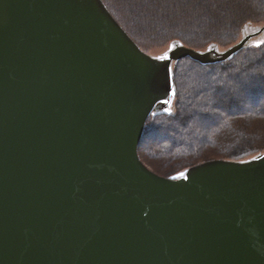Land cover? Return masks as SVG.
<instances>
[{
	"label": "water",
	"instance_id": "obj_1",
	"mask_svg": "<svg viewBox=\"0 0 264 264\" xmlns=\"http://www.w3.org/2000/svg\"><path fill=\"white\" fill-rule=\"evenodd\" d=\"M176 43L144 52L103 0H0V264H264V153L168 178L142 161Z\"/></svg>",
	"mask_w": 264,
	"mask_h": 264
},
{
	"label": "trees",
	"instance_id": "obj_2",
	"mask_svg": "<svg viewBox=\"0 0 264 264\" xmlns=\"http://www.w3.org/2000/svg\"><path fill=\"white\" fill-rule=\"evenodd\" d=\"M103 1L128 34L142 44L153 38L164 37L163 40H167L171 36L192 46L218 41L219 37L226 38V34L238 33L246 23L242 18L244 15L250 19L248 13L251 11L264 13V0H251V3L240 0V4L235 0ZM234 8L239 9L232 12ZM237 10L240 11L237 13ZM239 53L230 61L214 66L204 67L188 58L181 60L179 65L191 66L186 78L190 83H185V88L184 84L179 85L182 74L174 70L178 89L175 114L162 111L148 118L144 138L147 136L145 141L151 144L143 148L147 162L156 164L160 171L165 168L172 172L178 165L190 167L214 159L216 156L212 153L221 152L222 146L226 148L227 160L239 161L264 148V103L242 104L251 99L257 101L261 92L264 93V44ZM196 69L214 74H211L213 81H203L193 75L192 71L196 72ZM191 86L195 89L187 91ZM208 87H213L212 94ZM194 120L196 123L192 126ZM152 131V136L161 133L164 142L152 140ZM151 147L153 150L148 152ZM170 172L166 175L173 178Z\"/></svg>",
	"mask_w": 264,
	"mask_h": 264
},
{
	"label": "rangeland",
	"instance_id": "obj_3",
	"mask_svg": "<svg viewBox=\"0 0 264 264\" xmlns=\"http://www.w3.org/2000/svg\"><path fill=\"white\" fill-rule=\"evenodd\" d=\"M235 1H237V4H240V0H235ZM249 3H251V0H249ZM128 8V7H127ZM236 9H239V8H234L233 10H232V12L233 11H235ZM131 10H133V8H131ZM240 10H237V13L239 12ZM193 12V11H192ZM258 12V13H257ZM256 13H255V11H251V12H249L248 14H249V17H250V19L249 18H246L245 17V15L242 17L243 19H245V24H243L242 26H241V29L238 31V33L236 32L235 34H226V38L225 37H219V40L218 41H212V40H210V41H207L206 43H204V44H201V45H193L192 46V44H186V43H184V42H181V40H179V39H174V37L173 36H171V37H168V38H166L167 40H163L164 39V37H158V39H155V38H153V40H146L143 44H142V42L140 43V42H138L137 43V41H138V39H135L136 41V43L140 46V48L144 51V52H146L147 54H149L150 56H152V57H158V56H162V55H164L165 53H169V51L174 47V45L176 44V43H178V44H182V45H185V46H187V47H190V48H193V49H196V50H201V51H206V50H208V49H210L211 47H216V49L219 51V52H222V51H225V50H227L228 48H230L231 46H233V45H236L241 39H243L245 36H247L248 34H251V33H254V32H256V31H258V30H260V28H264V13H261V11H257ZM190 14H191V11H190ZM242 13H240L239 15H241ZM224 16H226V18H227V16H228V14L225 12V15ZM261 18V19H260ZM214 19V18H213ZM246 19H249V20H247L246 21ZM258 19H260V20H258ZM159 38H161V39H159ZM220 38L222 39V40H220ZM257 41H264V32L262 33V34H260L259 36H257V37H254L253 39H251L250 40V42L243 48L244 50L245 49H248V48H253V49H256V48H259V47H261L264 43H261V44H259V46H255L256 45V42ZM243 49H241L240 51H242ZM240 51H238L236 54H234L235 56H239L240 55ZM233 55V56H234ZM233 56L231 57V58H229V59H227L226 61H224V62H222V63H226V62H228V61H230L232 58H233ZM237 58V57H236ZM190 61H193V60H191L190 59ZM181 62V60L180 61H177V62H173L172 63V69H173V73H174V70L176 71V70H178V72H179V74L181 73L182 75V78L180 77L179 78V85L180 84H184L183 85V87L185 88L186 86H185V83L188 85V83H190L189 81H188V79H186L187 78V75H188V71H190V68H189V66L190 65H188V64H181V65H179V63ZM193 62H195V61H193ZM199 64V63H198ZM219 64H221V63H219ZM218 64V65H219ZM199 65H201V64H199ZM214 65H216V64H214ZM213 65V66H214ZM202 66H211V65H202ZM191 67V66H190ZM192 67H193V64H192ZM180 68V69H179ZM193 69V68H192ZM217 70H219V69H217ZM219 71H221V70H219ZM186 72V74L184 75V73ZM192 72H194V74L193 75H196V76H198V78L200 77V78H202V80L203 81H206V80H209L210 82H212L213 81V78H211V76L212 75H214V74H210V73H207V72H205L204 70L203 71H201V70H198V69H196V72H195V70L194 71H192ZM198 73V74H197ZM221 73V72H220ZM219 73V74H220ZM238 74V73H237ZM242 76H243V74H242ZM175 79V95H174V99L172 100V102H171V104H170V106H169V108L165 111V112H167V113H172V114H175V110H176V97H177V94H178V89H177V87H176V78H174ZM244 79H245V77H244ZM246 81V80H245ZM243 84H245V83H243ZM263 84H264V82H263ZM225 85V84H224ZM262 86V85H261ZM195 87H196V85H195ZM195 87L194 86H191V87H189V88H187V91L190 89V90H192L193 91V89H195ZM203 87V86H202ZM201 87V88H202ZM206 87V86H205ZM263 87V89H264V85L262 86ZM192 88V89H191ZM210 90H211V94L213 93V87H208ZM255 89H258V86L257 87H255ZM259 94H261V97H260V99L259 100H257V101H253V99H251L250 101L248 100L247 102L245 101V102H242V104L244 105H252V104H255V105H260V104H263L264 103V98H263V96H264V93L263 92H258ZM217 93H214L213 95H216ZM189 96H191V94L189 95ZM207 96V95H206ZM201 97V96H200ZM199 98V97H198ZM204 98V96H202L201 97V99H203ZM200 99V100H201ZM199 104V103H198ZM202 104V103H201ZM195 107H196V105H195ZM193 109H196V108H193ZM198 120V119H197ZM193 121H191V123H192ZM196 123V120H194V123L192 124V126H194V124ZM201 124L202 125H204L203 124V122H201ZM149 125V124H148ZM201 125V126H202ZM147 130H148V127H147ZM147 132V131H146ZM152 134H153V131L150 133V136H152ZM163 135L160 133V134H158V135H156V134H154L151 138H152V140H154V141H158V140H160V141H163V137H162ZM147 137V136H146ZM146 137L144 138V135H143V137H142V141L141 142H143L142 144H141V146H140V150H139V155H140V158L142 159V161H144V163L152 170V171H154L155 173H157V174H159V175H161V176H164V177H168L167 175V173L168 172H170L171 170H166L165 168H162L163 170H158V168H156L157 167V165L156 164H154V163H150V162H147L146 160H145V155L143 156V148H144V146H146V147H149L150 146V142H148V141H145L146 140ZM144 139V140H143ZM145 141V142H144ZM164 142V141H163ZM228 148H229V146H228ZM153 150V147H151L149 150H148V152H150V151H152ZM225 150H226V148L224 147V146H222V151L220 152V151H218V154H215V153H212V155H214V156H216V157H214V159H210V160H216V159H221V160H227V159H229V158H227L226 156H227V152H225ZM153 153V152H152ZM264 153V148H262L260 151H257V152H255V154H253L252 156H247L245 159H243V160H241V161H247V160H250V159H253L254 157H256V156H258V155H260V154H263ZM143 156V157H142ZM146 158H149L148 156L146 157ZM210 160H208V161H210ZM156 161V160H155ZM235 161H239V160H235ZM153 162V161H152ZM184 163V162H183ZM155 165V166H153V165ZM186 163H184V165H185ZM199 164V163H198ZM183 165V164H182ZM196 165V164H195ZM180 166V167H179ZM193 166V165H192ZM191 167V166H190ZM190 167H187V166H181V165H178L177 166V168L175 169V170H173L172 172H170V173H172L170 176L171 177H173V178H180V177H182V176H184L185 175V173H186V171H187V169H189ZM164 173V174H163ZM181 173H183V175H181ZM167 174V175H166Z\"/></svg>",
	"mask_w": 264,
	"mask_h": 264
},
{
	"label": "snow or ice",
	"instance_id": "obj_4",
	"mask_svg": "<svg viewBox=\"0 0 264 264\" xmlns=\"http://www.w3.org/2000/svg\"><path fill=\"white\" fill-rule=\"evenodd\" d=\"M261 43H264V41H257L255 46H259V44H261ZM156 59H159V60H165V59H168V54L165 53V54L162 55V56H158V57H156ZM181 175H183V173H181Z\"/></svg>",
	"mask_w": 264,
	"mask_h": 264
},
{
	"label": "bare ground",
	"instance_id": "obj_5",
	"mask_svg": "<svg viewBox=\"0 0 264 264\" xmlns=\"http://www.w3.org/2000/svg\"><path fill=\"white\" fill-rule=\"evenodd\" d=\"M147 123V122H146ZM143 135H144V133H143Z\"/></svg>",
	"mask_w": 264,
	"mask_h": 264
}]
</instances>
